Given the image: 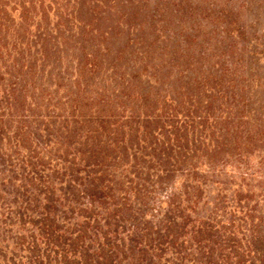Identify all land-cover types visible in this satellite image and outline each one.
I'll return each instance as SVG.
<instances>
[{
    "label": "trees",
    "instance_id": "trees-1",
    "mask_svg": "<svg viewBox=\"0 0 264 264\" xmlns=\"http://www.w3.org/2000/svg\"><path fill=\"white\" fill-rule=\"evenodd\" d=\"M22 39L0 43V264H264L262 216L214 171L237 127L211 102L160 104L113 63L97 87L90 52L57 107L35 101Z\"/></svg>",
    "mask_w": 264,
    "mask_h": 264
},
{
    "label": "rangeland",
    "instance_id": "rangeland-1",
    "mask_svg": "<svg viewBox=\"0 0 264 264\" xmlns=\"http://www.w3.org/2000/svg\"><path fill=\"white\" fill-rule=\"evenodd\" d=\"M0 14L7 52L18 34L29 45L40 38L14 59L33 65L35 101L57 107L60 90L74 88V69L90 52L99 62L97 87L118 82L103 72L113 63L138 74L137 90L160 104L164 94L191 95L204 108L211 102L215 130L237 127L214 171L229 182L227 198L238 189L241 202L256 208L264 233V0H0Z\"/></svg>",
    "mask_w": 264,
    "mask_h": 264
}]
</instances>
